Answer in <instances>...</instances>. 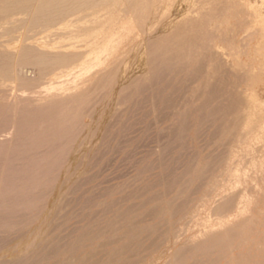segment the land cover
<instances>
[{
    "label": "rangeland",
    "instance_id": "rangeland-1",
    "mask_svg": "<svg viewBox=\"0 0 264 264\" xmlns=\"http://www.w3.org/2000/svg\"><path fill=\"white\" fill-rule=\"evenodd\" d=\"M105 1L0 0V264H264L263 0L145 63L153 8L75 39Z\"/></svg>",
    "mask_w": 264,
    "mask_h": 264
},
{
    "label": "bare ground",
    "instance_id": "bare-ground-1",
    "mask_svg": "<svg viewBox=\"0 0 264 264\" xmlns=\"http://www.w3.org/2000/svg\"><path fill=\"white\" fill-rule=\"evenodd\" d=\"M210 1L213 2L214 0H125V3L123 5V7H122V14H120V16L123 17V16H126V15H130L131 17H133L137 21L138 25L142 26L141 18L143 17V15L145 14V12L147 10H150L151 8H153L152 9L153 10V14L152 15H154V16H156L158 18V20L156 22H154V24L158 23L159 25H163L164 28H165L163 30V33L160 36L156 37L154 40H152V41H150L148 43L149 44L148 45V49L146 51H143L142 55L139 58V61L141 63H143L145 61V56L144 55L147 53V51L152 56V55H155V54H159L163 50H167V49L173 48L172 45L180 46L182 48L186 44L191 43V41H193V40L195 41L196 36H195V32L194 31L197 30V29L199 31L200 28H196V27H201L203 22H202L201 18L197 17L194 14L197 13V6L198 7L199 6L200 7H205V6H207L209 4ZM223 2H225V1H223ZM263 2H264V0H263ZM217 3H218V1H217ZM105 4H106V9L103 12H101V13H92L91 18H89L87 20V24L91 26L89 32L86 35H84L83 37H81V38L80 37L75 38L76 35L74 36L75 39H78V40L82 41L87 47H90V46L94 45L95 43H97V41H99V39H102V38H104L107 35V30H103V31L96 30L95 26L97 24H99V22L106 17L107 13L109 12V10L112 7V4H117V0H106ZM261 5H263V4H261ZM173 10L176 11L175 19H169L168 20L167 18H169V15L171 14V11H173ZM77 25H78V22L77 23H73V28L74 29L72 31H75V29L77 28ZM194 28H196V29L194 30ZM250 31L251 30L249 29L248 33ZM71 33L72 34H70V35H74L73 32H71ZM129 35H132V34H129ZM82 46H83V44H82ZM190 46H191V44H190ZM72 47L74 48V47H76V45L72 46ZM263 47H264V45H263ZM184 48H187V47H184ZM217 53H220V52L219 51L214 52V56L215 57H217ZM201 65H200V67H201ZM183 67H185V64H184ZM198 69L201 70V68H199V67H198ZM197 74H201V73H197ZM211 83H212V81H211ZM203 84H202V87H203ZM211 90H213V88H211ZM207 97H209V96H207ZM242 99L245 100L244 97ZM232 108H233V106H232ZM262 120H263V115L258 114L256 116H252L250 118V122H249L248 125L251 128L260 127L259 123Z\"/></svg>",
    "mask_w": 264,
    "mask_h": 264
}]
</instances>
